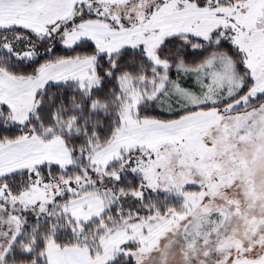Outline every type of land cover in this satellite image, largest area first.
Returning a JSON list of instances; mask_svg holds the SVG:
<instances>
[{
  "label": "snow or ice",
  "instance_id": "snow-or-ice-1",
  "mask_svg": "<svg viewBox=\"0 0 264 264\" xmlns=\"http://www.w3.org/2000/svg\"><path fill=\"white\" fill-rule=\"evenodd\" d=\"M0 264H264V0H0Z\"/></svg>",
  "mask_w": 264,
  "mask_h": 264
}]
</instances>
